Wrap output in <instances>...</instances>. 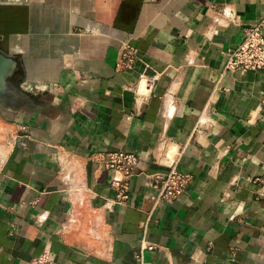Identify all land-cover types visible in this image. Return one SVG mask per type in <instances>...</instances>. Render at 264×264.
I'll return each instance as SVG.
<instances>
[{
	"label": "crops",
	"instance_id": "obj_1",
	"mask_svg": "<svg viewBox=\"0 0 264 264\" xmlns=\"http://www.w3.org/2000/svg\"><path fill=\"white\" fill-rule=\"evenodd\" d=\"M264 0H0V264H264V70L224 74ZM122 42L137 49L118 71ZM139 158L130 197L96 155ZM180 158L193 181L158 200Z\"/></svg>",
	"mask_w": 264,
	"mask_h": 264
},
{
	"label": "built area",
	"instance_id": "obj_2",
	"mask_svg": "<svg viewBox=\"0 0 264 264\" xmlns=\"http://www.w3.org/2000/svg\"><path fill=\"white\" fill-rule=\"evenodd\" d=\"M137 60V49L128 42H122L116 63L118 71L131 70ZM264 70V18L247 27L241 44L227 52L224 74L236 72H260ZM96 160L106 170L113 172L111 187L115 192L114 205H124L128 202L131 181L137 173L139 158L135 154L126 152H104L96 155ZM168 171L157 174L161 181L158 200L173 201L187 193L193 181L190 173L180 170V158L165 159ZM256 194L264 198V176L255 179ZM155 246L147 241L144 231L140 248L133 253V264H151L147 261L148 253H152ZM29 264H55L50 252L45 251L33 258Z\"/></svg>",
	"mask_w": 264,
	"mask_h": 264
},
{
	"label": "water",
	"instance_id": "obj_3",
	"mask_svg": "<svg viewBox=\"0 0 264 264\" xmlns=\"http://www.w3.org/2000/svg\"><path fill=\"white\" fill-rule=\"evenodd\" d=\"M15 69V60L0 51V98L7 94L8 81Z\"/></svg>",
	"mask_w": 264,
	"mask_h": 264
},
{
	"label": "rangeland",
	"instance_id": "obj_4",
	"mask_svg": "<svg viewBox=\"0 0 264 264\" xmlns=\"http://www.w3.org/2000/svg\"><path fill=\"white\" fill-rule=\"evenodd\" d=\"M4 102H7V95L3 96Z\"/></svg>",
	"mask_w": 264,
	"mask_h": 264
}]
</instances>
